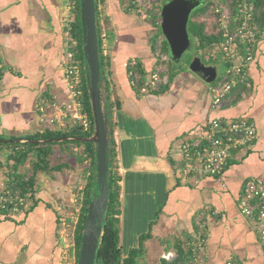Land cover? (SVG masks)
Segmentation results:
<instances>
[{
	"label": "crops",
	"instance_id": "0c3cea01",
	"mask_svg": "<svg viewBox=\"0 0 264 264\" xmlns=\"http://www.w3.org/2000/svg\"><path fill=\"white\" fill-rule=\"evenodd\" d=\"M70 3L0 0L1 140L65 130L80 120L65 78V19ZM100 6V26L106 34L114 97L119 103L114 136L123 254L150 233L151 238L144 241L147 258L150 264H160L168 252L167 239H193L203 230L207 241L200 264L230 260L264 264L255 221L240 208L246 181L255 178L264 183V40L249 66V85L233 89L223 107L214 108L212 84L189 65L175 69L166 90L138 91L129 76V62L139 61L148 75L161 68L160 50L154 47L160 22L137 14L128 0H100ZM196 55L216 68L214 83L222 81L227 69L222 56L211 58L209 51ZM219 65L225 68L221 77ZM244 118L256 124V138L231 155L223 175H179L183 141L198 138L214 119ZM10 154L9 148L0 147V186L7 184L4 168ZM69 173H57L54 178L39 173L36 200L29 209L17 215L0 213V264H66L72 245L68 228H74L78 210L77 176Z\"/></svg>",
	"mask_w": 264,
	"mask_h": 264
},
{
	"label": "trees",
	"instance_id": "16d2710c",
	"mask_svg": "<svg viewBox=\"0 0 264 264\" xmlns=\"http://www.w3.org/2000/svg\"><path fill=\"white\" fill-rule=\"evenodd\" d=\"M99 1L97 0V25L99 34V48L101 58V88L103 92L104 108L107 114L110 129V144L108 147L109 160V206L105 214V222L103 225V236L97 252L96 264H150L147 258V249L144 241L151 238V234L147 233L141 236L140 245L132 248L125 256L120 244V192L121 185L119 183L120 176L118 171V152L115 141L116 122L114 120V112L119 108L118 100L114 97V84L111 79L110 58L104 55L102 49V30L100 26ZM166 0H164L165 2ZM74 5L73 21L71 23L70 34L78 41V49L76 60L83 72V104L81 115L83 119L89 123L88 129L85 128L83 121L79 120L70 125L65 130H44L35 135L28 136L27 140L51 139L59 137H92L95 131L94 116L91 106L90 95L86 81V62L83 50V32L81 23V0H71ZM163 2V3H164ZM162 3V4H163ZM162 7V5H161ZM161 7L159 12L152 11L151 19L158 21L161 18ZM208 6L200 7L194 15L191 16L189 22V32L194 42V47L199 51L208 52L214 48L215 44L220 42L221 34L209 33L206 30V22L201 17L207 12ZM154 38V47L158 50L157 43L159 37H162L160 51L164 55L169 56V45L161 32ZM161 59V58H160ZM191 60H189L190 62ZM168 81L153 89V92L166 90L170 80L175 75V69L183 68V65L175 63L170 57L168 59ZM188 62V63H189ZM129 71L133 70L134 76H130L134 87L140 91L143 84L148 78V73L142 67L141 63L136 64ZM1 148H9L11 154L8 163L5 165V174L8 177L7 187L13 190H19L27 196L29 203L35 199V185L39 173L45 172L53 178L57 173L76 174V200L79 205L77 212V220L74 228H68L72 236L71 252H74L76 258H79L82 236L86 225L89 205L97 190V159L96 145L88 141L68 140L62 142H52L46 144H37L31 142H0ZM29 165L26 171H21L25 165ZM70 174V173H69ZM30 207V206H29ZM29 209V208H28ZM27 209V210H28ZM74 222V221H73ZM192 238V237H191ZM189 238L170 237L165 241L166 250L173 251L175 256L172 259H160V264H189L192 261L191 250L189 248ZM192 241V239L190 240Z\"/></svg>",
	"mask_w": 264,
	"mask_h": 264
},
{
	"label": "built area",
	"instance_id": "2783aa9c",
	"mask_svg": "<svg viewBox=\"0 0 264 264\" xmlns=\"http://www.w3.org/2000/svg\"><path fill=\"white\" fill-rule=\"evenodd\" d=\"M152 0H128L129 6L135 12L147 17ZM74 5L71 2L69 14L66 17L65 41V78L70 95L76 109L79 111L80 120L86 129L89 127L87 120L81 115L83 88V72L76 60L78 41L70 34L73 21ZM99 11L101 9L99 1ZM213 17L209 18L216 26L213 33L221 34L220 42L209 51L211 58L220 54L227 64L226 76L222 81L211 86L213 93V107L221 108L225 99L233 89L241 84H248V70L256 56L257 48L264 40V0H218L212 8ZM101 15V14H100ZM161 22V19H160ZM102 49L108 55L106 34L102 35ZM162 61H167L169 56L158 52ZM135 60L129 62L132 68ZM4 72L0 64V76ZM129 76H134L133 70ZM168 81V76L163 75L162 69L148 75L143 84V92L152 91ZM134 85V82H132ZM42 109V107H41ZM257 135L256 124L249 119H235L222 121L214 119L204 133L198 138L182 142L180 150L183 162L179 167V175L186 177L223 175L231 155L239 150L249 147ZM27 196L19 190L0 186V213L17 215L29 208ZM241 212L255 221L259 239L263 248L264 260V183L258 179L250 178L246 181L240 198ZM204 215L202 216V218ZM199 225H202L199 222ZM203 229V226L201 227ZM206 235L200 230L188 243L191 250L192 261L189 264H200L206 248ZM71 252V251H70ZM70 258L66 264H78L74 252L69 253ZM175 256L173 251L163 254L167 260ZM227 264H238L230 260Z\"/></svg>",
	"mask_w": 264,
	"mask_h": 264
},
{
	"label": "water",
	"instance_id": "95a60500",
	"mask_svg": "<svg viewBox=\"0 0 264 264\" xmlns=\"http://www.w3.org/2000/svg\"><path fill=\"white\" fill-rule=\"evenodd\" d=\"M202 0H166L161 7L160 29L169 45V57L182 65L185 53L193 47L194 42L189 32L191 13L201 7ZM81 23L83 32V50L86 62V81L94 116L95 131L92 137H59L51 139L27 140L9 139L0 142H31L46 144L68 140L92 142L96 145L97 190L89 205L86 225L78 264H96L97 252L103 236L105 214L109 206V160L110 129L104 108L101 88V58L97 25V0H81ZM191 71L208 83L213 84L217 77L214 67L204 64L192 52Z\"/></svg>",
	"mask_w": 264,
	"mask_h": 264
},
{
	"label": "rangeland",
	"instance_id": "374dc122",
	"mask_svg": "<svg viewBox=\"0 0 264 264\" xmlns=\"http://www.w3.org/2000/svg\"><path fill=\"white\" fill-rule=\"evenodd\" d=\"M203 1V4L201 5V7L202 6H204V5H206V6H208L209 8H208V10H207V12L201 17V20L202 21H205L206 22V30L209 32V33H212V31H214V30H216V26L214 25V23H212V21H210V19L209 18H211V17H213V12H212V8H213V6L218 2V0H202ZM164 2V0H152V2L149 4V6H150V10L147 12V14H148V16H147V19H151V17H150V14L152 13V11L153 10H155V12H159V8L161 7V5H162V3ZM200 8V7H199ZM198 8V9H199ZM198 9H195L192 13H191V16L192 15H194L195 13H196V11L198 10ZM160 13H161V11H160ZM138 14V13H137ZM159 22H160V20H158ZM160 32V31H159ZM160 35V34H159ZM161 39V38H160ZM160 39H159V41H158V43H157V47H158V49L160 48V46H161V41H160ZM160 50V49H159ZM161 52V51H160ZM192 52H193V54H194V56L196 55V53H198L197 52V50L195 49V47H194V45H193V47L192 48H190L186 53H185V55L183 56V59H182V65H190V63H191V61H192V59H193V55H192ZM200 52V54L202 55L203 53H205L204 51H199ZM197 56V55H196ZM189 60H191L190 62H189ZM168 61V60H167ZM167 61H162V60H160L159 62H160V69H162V71H163V75H167V73H168V62ZM189 62V63H188ZM190 69V68H189ZM223 69H225L224 68V66L223 65H219V67H218V76L219 77H221L222 76V74H223ZM5 140V139H4ZM6 140H9V139H6ZM63 174H65V175H67L66 173H63ZM76 177V176H75ZM7 181L8 180H6V183H7ZM5 185H7V184H5ZM77 203V202H76ZM77 212L79 211V205H77ZM156 252L154 251V253L153 254H155Z\"/></svg>",
	"mask_w": 264,
	"mask_h": 264
}]
</instances>
